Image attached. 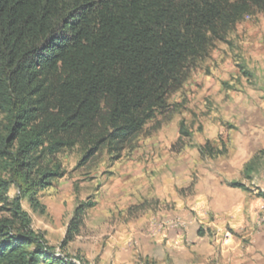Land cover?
Masks as SVG:
<instances>
[{
    "label": "rangeland",
    "instance_id": "1",
    "mask_svg": "<svg viewBox=\"0 0 264 264\" xmlns=\"http://www.w3.org/2000/svg\"><path fill=\"white\" fill-rule=\"evenodd\" d=\"M206 144L215 156L200 155ZM261 151L264 7L253 5L121 150L104 146L89 156L78 145L63 150L42 163L57 165L62 176L41 190L30 186L37 169L27 173L14 155L0 157V181L8 186L0 221L12 219L10 204L19 199L32 231L73 264H264ZM255 155V172L246 178L244 167ZM80 206L82 222L64 244ZM178 217L185 227L172 228ZM153 225L162 228L153 232ZM192 225L204 237L202 253L200 246L188 248Z\"/></svg>",
    "mask_w": 264,
    "mask_h": 264
},
{
    "label": "trees",
    "instance_id": "2",
    "mask_svg": "<svg viewBox=\"0 0 264 264\" xmlns=\"http://www.w3.org/2000/svg\"><path fill=\"white\" fill-rule=\"evenodd\" d=\"M253 5L264 0H0V157L37 169L30 186L41 190L62 176L57 165L41 168L59 152L121 150ZM199 153L215 156L209 144ZM258 157L246 163V178ZM7 190L0 181L3 203ZM9 211L12 219L0 221V264H73L32 231L19 199ZM82 216L80 206L64 244Z\"/></svg>",
    "mask_w": 264,
    "mask_h": 264
},
{
    "label": "crops",
    "instance_id": "3",
    "mask_svg": "<svg viewBox=\"0 0 264 264\" xmlns=\"http://www.w3.org/2000/svg\"><path fill=\"white\" fill-rule=\"evenodd\" d=\"M201 201V200H200ZM223 206V204H222ZM199 214V213H198ZM194 221H191V223L193 224ZM196 226L192 225L190 228H188V248L189 246H191V248H199L200 246V250H201V253L203 251V246H201L203 243H204V237L203 236H200L198 234V227L195 228ZM207 227H209V225H207ZM262 235H264V232L262 233ZM192 264V263H190Z\"/></svg>",
    "mask_w": 264,
    "mask_h": 264
},
{
    "label": "built area",
    "instance_id": "4",
    "mask_svg": "<svg viewBox=\"0 0 264 264\" xmlns=\"http://www.w3.org/2000/svg\"><path fill=\"white\" fill-rule=\"evenodd\" d=\"M170 224H171V227L172 228H183V227H185V225H186V222L185 221H183L180 217H178V218H176L174 221H171L170 222ZM162 228V226H156V225H153L152 226V231L154 232V230H160Z\"/></svg>",
    "mask_w": 264,
    "mask_h": 264
}]
</instances>
